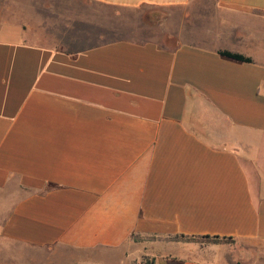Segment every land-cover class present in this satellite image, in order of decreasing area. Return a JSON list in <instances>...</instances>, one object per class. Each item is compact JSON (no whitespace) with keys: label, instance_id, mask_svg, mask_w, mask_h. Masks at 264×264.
<instances>
[{"label":"crops","instance_id":"crops-1","mask_svg":"<svg viewBox=\"0 0 264 264\" xmlns=\"http://www.w3.org/2000/svg\"><path fill=\"white\" fill-rule=\"evenodd\" d=\"M90 1L167 10L168 41L84 44L101 39L87 16L51 44L18 25L0 37V241L41 253L24 264H222L190 240L204 237L264 247V0Z\"/></svg>","mask_w":264,"mask_h":264},{"label":"rangeland","instance_id":"rangeland-1","mask_svg":"<svg viewBox=\"0 0 264 264\" xmlns=\"http://www.w3.org/2000/svg\"><path fill=\"white\" fill-rule=\"evenodd\" d=\"M22 1L29 7L15 5L12 0H0L2 39H17L19 34L15 26L18 25L25 30V37L28 40L51 44L55 42L59 27H63L65 19L87 16L92 20L94 18L96 25L91 28L86 25V31L96 33L101 39L94 41L90 38L81 41L84 44L120 38L136 40L157 38L168 41L167 36L158 28V23L167 17V10L111 8L97 5L90 0ZM190 240L201 245L208 256L219 259L222 264H264V247L249 241L212 238ZM37 254L41 256V253L30 248L0 241V264H24L25 259H30L28 256ZM224 260L227 262L224 263Z\"/></svg>","mask_w":264,"mask_h":264},{"label":"trees","instance_id":"trees-1","mask_svg":"<svg viewBox=\"0 0 264 264\" xmlns=\"http://www.w3.org/2000/svg\"><path fill=\"white\" fill-rule=\"evenodd\" d=\"M220 55L225 57V58H229L231 60H235V61H238V62H251L250 59L245 58V57H243L241 55H238V54H231V53H228V52H220ZM204 238H210V237H204ZM212 239H214V240H225V238L220 239L218 237H213Z\"/></svg>","mask_w":264,"mask_h":264}]
</instances>
